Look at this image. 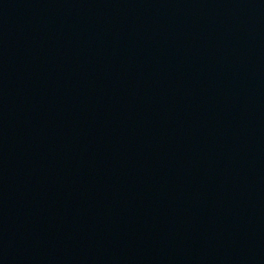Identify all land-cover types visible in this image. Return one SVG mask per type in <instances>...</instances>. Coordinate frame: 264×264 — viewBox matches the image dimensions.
I'll use <instances>...</instances> for the list:
<instances>
[{
	"label": "water",
	"instance_id": "obj_1",
	"mask_svg": "<svg viewBox=\"0 0 264 264\" xmlns=\"http://www.w3.org/2000/svg\"><path fill=\"white\" fill-rule=\"evenodd\" d=\"M0 264H264V0H0Z\"/></svg>",
	"mask_w": 264,
	"mask_h": 264
}]
</instances>
